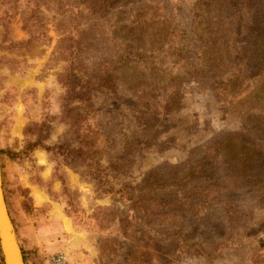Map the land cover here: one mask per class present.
Returning <instances> with one entry per match:
<instances>
[{
    "label": "rangeland",
    "instance_id": "374dc122",
    "mask_svg": "<svg viewBox=\"0 0 264 264\" xmlns=\"http://www.w3.org/2000/svg\"><path fill=\"white\" fill-rule=\"evenodd\" d=\"M0 168L25 264H264V0H0Z\"/></svg>",
    "mask_w": 264,
    "mask_h": 264
},
{
    "label": "trees",
    "instance_id": "16d2710c",
    "mask_svg": "<svg viewBox=\"0 0 264 264\" xmlns=\"http://www.w3.org/2000/svg\"><path fill=\"white\" fill-rule=\"evenodd\" d=\"M46 127L45 125L42 126V128ZM31 127L27 128V132ZM45 138L46 136L43 135V133H41V131L38 134V140L36 142H34V144L32 145L33 148H37V147H41L42 149H44L50 156L52 161H55L57 164V167L55 168V175L54 178L56 181H60L62 184V193L63 195H65L66 197H69V205L70 203V196L73 194L72 191L69 189V186L67 184L66 178L64 175L62 174H58L60 173V167L62 166V163L60 162V160L64 159L63 161L70 159L69 161L72 162V166L82 170L83 168H87L89 167V170L93 169L94 171L89 172V175L92 176L95 181H99V183L101 182V177L97 174V172H95L96 170H98V168H96L94 165H87L86 163L89 159L87 153L83 152L82 150H71L69 147H67L66 145H46L45 144ZM2 153V152H1ZM107 193H111V191H108ZM24 254V253H23ZM24 260L25 262H27V258L26 255L24 254Z\"/></svg>",
    "mask_w": 264,
    "mask_h": 264
},
{
    "label": "water",
    "instance_id": "95a60500",
    "mask_svg": "<svg viewBox=\"0 0 264 264\" xmlns=\"http://www.w3.org/2000/svg\"><path fill=\"white\" fill-rule=\"evenodd\" d=\"M3 189V187H2ZM4 193V192H3ZM5 196L2 198L0 192V250L2 252V259L4 264H25L24 257L13 239V230L18 236L10 219L9 210L6 209ZM19 242V241H18ZM20 246V245H19ZM21 252V255H20Z\"/></svg>",
    "mask_w": 264,
    "mask_h": 264
},
{
    "label": "built area",
    "instance_id": "2783aa9c",
    "mask_svg": "<svg viewBox=\"0 0 264 264\" xmlns=\"http://www.w3.org/2000/svg\"><path fill=\"white\" fill-rule=\"evenodd\" d=\"M45 264H70V260L64 253H53L45 257Z\"/></svg>",
    "mask_w": 264,
    "mask_h": 264
},
{
    "label": "bare ground",
    "instance_id": "6f19581e",
    "mask_svg": "<svg viewBox=\"0 0 264 264\" xmlns=\"http://www.w3.org/2000/svg\"><path fill=\"white\" fill-rule=\"evenodd\" d=\"M0 192H1L2 198H4L3 189H2L1 168H0ZM6 209H7V206H6ZM7 211H8V209H7ZM13 239H14V242L17 245L18 249L20 250L19 242L17 240L16 234L14 233V230H13ZM20 255H21V252H20Z\"/></svg>",
    "mask_w": 264,
    "mask_h": 264
},
{
    "label": "crops",
    "instance_id": "0c3cea01",
    "mask_svg": "<svg viewBox=\"0 0 264 264\" xmlns=\"http://www.w3.org/2000/svg\"><path fill=\"white\" fill-rule=\"evenodd\" d=\"M34 197L35 199L37 200V202L39 204H41L44 200V196L40 193V192H37V191H34ZM67 225V228H69V223L67 222L66 223ZM28 247H30V249H32V247L30 246V243H28ZM27 251V250H26ZM33 254V253H32Z\"/></svg>",
    "mask_w": 264,
    "mask_h": 264
}]
</instances>
